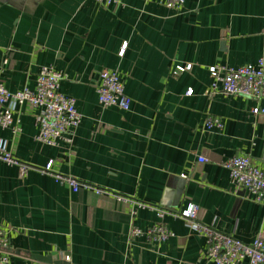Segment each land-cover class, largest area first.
Masks as SVG:
<instances>
[{
    "label": "crops",
    "instance_id": "obj_1",
    "mask_svg": "<svg viewBox=\"0 0 264 264\" xmlns=\"http://www.w3.org/2000/svg\"><path fill=\"white\" fill-rule=\"evenodd\" d=\"M263 54L264 0H185L181 11L160 0H0V79L11 90L34 88L41 66L53 65L83 114L72 141L56 146L37 137L41 109L29 103L15 106L13 128L0 127L28 167L0 160L8 264L50 255L71 264H215L187 218L158 211L190 204L200 221L240 240L264 236V206L223 166L246 154L264 169V113L252 112L250 97L209 90V66ZM104 68L119 72L128 110L99 101ZM210 116L222 127L206 130ZM50 160L53 172L110 193L72 192L42 170ZM156 223L172 231L167 240L130 237L132 227Z\"/></svg>",
    "mask_w": 264,
    "mask_h": 264
},
{
    "label": "built area",
    "instance_id": "obj_2",
    "mask_svg": "<svg viewBox=\"0 0 264 264\" xmlns=\"http://www.w3.org/2000/svg\"><path fill=\"white\" fill-rule=\"evenodd\" d=\"M107 6L120 4V0H96ZM166 7L175 11H181L185 0H160ZM126 44L121 48L124 52ZM191 64L179 65L178 70L190 69ZM209 71L212 76L210 92H224L227 94H240L254 99L257 105L253 107L254 114L264 113V107L260 102L264 101V54L255 63H247L241 66L211 65ZM66 74L57 70L53 65L41 66L34 88L25 87L19 90L9 89L0 79V127L13 128L18 119L15 117V106L29 103L41 109L39 117V131L37 137L50 145L56 146L60 141L71 142L72 138L82 122L83 114L76 105V99L61 91V80ZM96 91L99 101L104 106H118L128 110L131 100L126 95L124 85L116 69L104 68L99 72L96 83ZM190 88L187 94H192ZM221 128L222 121L217 116H210L205 121L206 130ZM0 160L9 165L21 164L17 162L9 147L7 138L0 139ZM205 158H202L204 161ZM223 166L229 170L232 182L251 194L254 201L264 206V169L256 166L251 157L246 154L232 156L223 162ZM26 172L27 166L21 164ZM44 172L54 174L57 180L69 185L72 192H78L80 188L92 189L97 194L110 193L109 190L96 185L78 180L71 175L53 172V160H50L42 169ZM140 206H146L145 202H139ZM161 213H171L174 216H182L190 221L192 230L204 237L207 242V258L215 264H239L247 261L248 264H264V236L259 235L252 242H245L226 233L213 224H207L198 219V206L190 204L183 210H163ZM146 235L149 240L165 241L172 231L162 223L150 226L146 231L139 227H132L130 237ZM9 232L0 229V264L9 263L10 250ZM68 259V256H66ZM29 264H49L32 262Z\"/></svg>",
    "mask_w": 264,
    "mask_h": 264
},
{
    "label": "water",
    "instance_id": "obj_3",
    "mask_svg": "<svg viewBox=\"0 0 264 264\" xmlns=\"http://www.w3.org/2000/svg\"><path fill=\"white\" fill-rule=\"evenodd\" d=\"M40 260H42V262L49 263V264H71L70 261L65 260V259L62 260L55 255H50L45 258H40Z\"/></svg>",
    "mask_w": 264,
    "mask_h": 264
}]
</instances>
